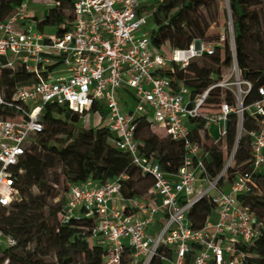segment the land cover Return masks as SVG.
<instances>
[{"label": "built area", "instance_id": "1", "mask_svg": "<svg viewBox=\"0 0 264 264\" xmlns=\"http://www.w3.org/2000/svg\"><path fill=\"white\" fill-rule=\"evenodd\" d=\"M148 0H71L69 29L45 33L36 27L32 14L43 17L58 0H21L0 19V67L23 68L34 79L18 84L10 99L0 104L12 113L0 117V205L9 207L21 198L16 179L22 172L17 163L44 124L46 103L67 106L84 121L93 104L103 108L106 125L115 145L130 162L152 178L144 196L125 197L118 180L95 184L91 179L68 185L65 201L58 208L61 222L79 213L94 218L91 239L104 245L101 264H242L239 248L264 228V221L242 203L239 195L257 188L253 173H264V84L256 88L257 99L244 104L251 83L241 75L235 60L231 24L228 25L231 62L199 93L191 94L182 81L159 74L157 69H184L196 57L214 53L217 40L195 38L186 47L155 48L149 29L140 30L150 11ZM38 3L47 9L34 11ZM196 42L198 44H196ZM215 88L234 99L214 105L207 102ZM135 99L133 109L122 110L117 92ZM244 111L256 127L250 138V170L234 171L228 180ZM236 115L234 143L227 151L226 123ZM143 115L163 129L170 139L183 145L182 162L176 172L164 171L152 156L145 155L134 138L133 119ZM218 126L217 136L210 125ZM219 144L225 152L222 168L211 175L205 164L206 142ZM213 210L200 227L191 225L189 211L202 198ZM0 243L14 239L0 229ZM126 247H128L126 253Z\"/></svg>", "mask_w": 264, "mask_h": 264}, {"label": "trees", "instance_id": "2", "mask_svg": "<svg viewBox=\"0 0 264 264\" xmlns=\"http://www.w3.org/2000/svg\"><path fill=\"white\" fill-rule=\"evenodd\" d=\"M221 0H155L144 5L150 11L152 25L149 28L151 44L161 49L165 43L169 48L186 47L195 38L206 37L209 21L202 8ZM21 0H0V19L5 18ZM71 0H58V5L49 7L43 17L32 14L36 27L43 30L53 26L56 33L69 29L71 22ZM230 13L235 60L242 77L250 81L251 88L243 103L249 104L258 98L256 88L264 84V0H227ZM216 37L215 40H217ZM212 67L190 61L186 68L171 70L157 69L159 74L174 77L186 84L191 94L201 92L223 68L231 62L228 37L223 46L216 45L214 53L205 55ZM33 75L21 67H0V92L4 100L10 99L18 84L32 82ZM225 99L234 103L229 92L211 90L207 102L214 105ZM103 108L93 104L92 111ZM12 113V109L0 104V117ZM43 129L32 139L28 150L17 163L22 172L16 179L21 198L9 207L0 205V229L14 239V244L0 243V264H101L104 245L100 238L91 239L94 218L84 213L71 216L61 222L57 210L65 201L68 185L91 179L95 184L118 178L120 192L125 197L147 194L152 178L142 173L130 162L126 152L119 149L114 135L106 125L85 128L89 141L77 146L74 128L82 120L81 115L67 106L46 103L41 112ZM134 138L145 155L152 156L161 168L169 173L176 172L182 162L183 145L168 136L160 137L151 130V120L143 115L133 119ZM255 122L244 111L242 133L238 139L233 164L228 169V180L234 171L250 169V138L248 130ZM227 151L234 143L236 115L231 114L226 123ZM83 134V132H82ZM60 136V137H59ZM63 136V137H61ZM209 154L205 158L208 172L215 175L223 166L225 152L219 144L206 142ZM257 188L254 192L239 195L238 199L248 205L257 218L264 221V173L254 172ZM60 177L66 183L62 199L55 201L60 188ZM213 205L208 198L200 199L189 211L191 225L200 227L212 213ZM239 248L245 252L242 264H264V228ZM128 247H126L127 253ZM153 264H161L154 262Z\"/></svg>", "mask_w": 264, "mask_h": 264}, {"label": "rangeland", "instance_id": "3", "mask_svg": "<svg viewBox=\"0 0 264 264\" xmlns=\"http://www.w3.org/2000/svg\"><path fill=\"white\" fill-rule=\"evenodd\" d=\"M41 1V0H39ZM155 0H148L147 5H150L154 3ZM31 10L34 11H40V10H45L47 9L46 6L43 5H37V4H31L30 7ZM145 11H148L145 8ZM202 13L206 17V19L209 21V27L206 31V37L210 40H215L216 37H219L220 35H223L224 38L228 37L229 39V30H228V25L230 23L229 17L230 13L229 10L226 8V1L221 0L217 6L212 3L211 5H208L206 7L202 8ZM231 24V23H230ZM152 22L150 16L146 17V22L144 25L140 27V30H147L151 27ZM44 32L45 33H53L55 28L53 26H46L44 27ZM230 43V42H229ZM221 45L223 46V43L221 42ZM221 46V47H222ZM169 49V46L167 43H165V46L161 48L163 52H166ZM198 65L206 66V67H212V62L206 57V56H200L196 57L193 59ZM117 99L119 101L120 108L122 110H127V109H133L135 106V99L131 96L130 93L124 91V90H119L117 92ZM150 119V116H149ZM103 120V119H102ZM100 120L98 114L94 112H89L87 116L85 117V120H81L74 128V136H75V143L77 146L83 145L89 141V137H87L84 132L85 128L89 127H96V126H101L104 125L103 121ZM151 130L155 132L157 135L160 137H165V133L163 129L160 127H157L155 125L151 126ZM217 131H218V126L216 124H211L210 125V133L214 136H217ZM83 132V134H82ZM60 137V136H59ZM63 137V136H61ZM60 192L58 196L56 197L55 201H59V199H62V194L63 190L66 187V183L62 180L60 177Z\"/></svg>", "mask_w": 264, "mask_h": 264}, {"label": "crops", "instance_id": "4", "mask_svg": "<svg viewBox=\"0 0 264 264\" xmlns=\"http://www.w3.org/2000/svg\"><path fill=\"white\" fill-rule=\"evenodd\" d=\"M32 4H37L38 5V3H32ZM40 5V4H39ZM97 114V113H96ZM102 117H104V118H102L103 120V124H105L106 123V120H105V113H104V115H102Z\"/></svg>", "mask_w": 264, "mask_h": 264}, {"label": "water", "instance_id": "5", "mask_svg": "<svg viewBox=\"0 0 264 264\" xmlns=\"http://www.w3.org/2000/svg\"><path fill=\"white\" fill-rule=\"evenodd\" d=\"M226 2H227V0H225ZM231 33H232V26H231ZM196 44H198L197 42H196Z\"/></svg>", "mask_w": 264, "mask_h": 264}]
</instances>
